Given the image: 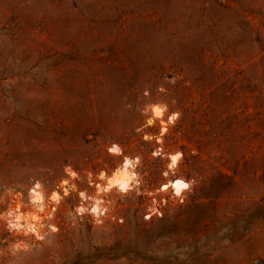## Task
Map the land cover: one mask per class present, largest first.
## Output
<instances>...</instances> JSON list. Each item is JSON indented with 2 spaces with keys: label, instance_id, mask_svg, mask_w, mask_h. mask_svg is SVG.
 <instances>
[{
  "label": "rangeland",
  "instance_id": "1",
  "mask_svg": "<svg viewBox=\"0 0 264 264\" xmlns=\"http://www.w3.org/2000/svg\"><path fill=\"white\" fill-rule=\"evenodd\" d=\"M173 115L191 190L146 221L168 164L151 138ZM113 146L141 187L110 195L102 225L59 202L44 240L0 216V264H264V0H0V214L67 172L110 175Z\"/></svg>",
  "mask_w": 264,
  "mask_h": 264
},
{
  "label": "built area",
  "instance_id": "2",
  "mask_svg": "<svg viewBox=\"0 0 264 264\" xmlns=\"http://www.w3.org/2000/svg\"><path fill=\"white\" fill-rule=\"evenodd\" d=\"M172 125H174V123H172L171 126ZM143 127L139 131L142 132V138L145 140V142H147L148 141L146 139L147 135L143 134L144 131ZM167 134H168V130L163 135L158 134L157 136L151 138L154 144V149L152 154L159 153L158 155H153V157L159 161L168 162V159L173 154L167 148V144H166ZM182 160L183 158L179 161L178 167L174 171H171L167 177L163 175L164 182L162 183V185L169 184V182L174 183L176 179H183L184 182L186 183L192 181L191 179L188 180L178 176V171L182 166ZM101 173L109 174L106 170H103L102 172H91L82 179H80L78 176L72 179V181H70V184H68V186L65 187L69 190L68 194L67 196H64V199L61 201L60 207L58 209L59 211H57L56 213H60V214L70 213L71 215L74 214L78 221L82 220L86 216H91L93 220L96 223H99L100 225L106 222V220L110 218L109 217L110 213L106 212V210H105L106 214H104L101 217L102 220L93 217L92 214L93 198L97 190H99L97 188V185L101 186L104 183V180L100 179ZM67 181L69 182V180ZM70 186H74L75 189L70 190ZM161 186L150 192L153 195H150V202H149L150 205L149 208L147 209V212L144 215V218L147 217L145 218L146 221H150L152 218L156 216L162 218L166 214V211L170 210L174 205L184 204L188 200V193L190 192L191 189L184 190L181 196H176L175 191L172 190L171 187H169L166 191H161L160 190ZM81 193H84V195L81 196L80 195ZM70 196L73 197L71 200H70ZM100 197L102 198V202H103L100 207L105 206V204L106 205L110 204L111 200L113 199L112 197L108 198V196L106 195H100ZM79 209H84V211H82V213H79L78 212ZM59 220H61V218ZM118 221L120 223H123L124 220L118 219Z\"/></svg>",
  "mask_w": 264,
  "mask_h": 264
},
{
  "label": "bare ground",
  "instance_id": "3",
  "mask_svg": "<svg viewBox=\"0 0 264 264\" xmlns=\"http://www.w3.org/2000/svg\"><path fill=\"white\" fill-rule=\"evenodd\" d=\"M159 109V108H158ZM163 115H162V111H161V109H160V115L158 116V115H156V112H155V109H153V111H152V114H151V117H150V119L147 121V123H146V126L143 128V129H146V128H150V127H152V126H154L155 124H156V120H158L159 118H161ZM177 118V115H173L171 118L169 117L165 122H159V126H160V133H159V135H163L167 130H169V128H170V125L174 122V119H176ZM149 121H151V123H149ZM113 147H116V148H118L119 149V151L118 152H112V151H110V154H112L113 156H115V157H120V156H123V160H122V162H121V164L110 174V175H108V174H105V173H103L104 174V177H105V179H104V183L100 186V188H99V190H97V192L95 193V195H94V198H93V206H92V208L93 207H97V209H98V211H96V212H93L92 211V214H93V217H95V218H98V219H101V217L104 215V214H106L105 213V210H106V212H108L109 213V208H108V205H106L105 204V206H102V207H100L101 206V204L103 203L102 202V198L100 197V195H106V196H110V195H112L113 193H115V194H119V195H128V194H130L131 192H134L136 189H138V188H140L141 187V185H142V182H141V179H140V175L138 174V163L140 162L138 159H131V158H128V157H124V155H123V151L119 148V147H117V146H113ZM175 154H177V153H175ZM175 154H172L171 156H170V158L168 159V164L169 163H171V157L173 156V155H175ZM127 158V160H129V161H135V160H138L139 162L136 164V166H135V168H133V169H131V171H134L136 174H137V176H136V179H137V181L139 182L137 185H135V186H130V188H129V190L128 191H126V192H122V191H120V189L118 188V186H113L112 188H110L107 192H105V191H102L101 189H103V188H105L106 186H107V180H108V178H110V177H112L113 176V174L118 170V169H120V168H122L123 167V165H124V162H125V159ZM183 158V155L180 153V158L178 159V161H177V163H176V166L173 168V169H169L168 168V164H167V167H166V172H168V173H170L171 171H174L177 167H178V163H179V161L181 160ZM68 173V176H69V182H67V183H64V182H62L51 194H50V196L49 197H47L46 196V194H45V192H44V189H43V187L41 186V185H39V184H36V185H34L31 189H29V191H28V201H27V206L26 207H23V206H25V204L24 205H22L21 206V200L19 199V197L18 196H16V197H14L13 198V200H11V206H10V209H16L17 208V205H19L20 207H19V213L20 214H22V215H36V216H38L39 217V220L38 221H31L32 223H34V224H39V225H43V227H39L38 228V231L37 232H35V233H29L28 235H33L34 237H35V239H37V240H44L45 239V236H46V233H47V231L48 230H46V228L48 227V229L51 231V232H56V231H58V230H56V231H52V228L54 227V226H52V225H50L49 224V220L51 219V218H53L54 216V212L57 210V208H58V204H59V202H61L63 199H64V196H67V195H65L64 193H65V191H67V193H68V189L67 188H65V187H67L68 186V184H70V181H72V179H74V178H76V176L75 177H73L69 172H67ZM37 186H39V188H37ZM170 187V186H169ZM168 187V188H169ZM75 188L73 187V186H70V190H74ZM187 189H191V184H189V188H187ZM187 189H183L182 191H181V195L183 194V192H184V190H187ZM34 190H38V191H40L41 192V194H42V196L44 197V199H43V202H42V205H43V208H44V211L43 212H40V211H38L37 210V206H35V205H33V203L31 202V192L32 191H34ZM172 190H174V189H172ZM60 191H61V193H60ZM175 191V190H174ZM53 193H56L57 194V196H58V199L57 200H52L51 199V197H52V194ZM180 195V196H181ZM97 200H99L101 203L99 204V205H97L96 204V201ZM23 208H25L26 209V211H24V209ZM10 209H8V210H10ZM7 210V211H8ZM78 212L79 213H82V211H80V209L78 210ZM7 213V212H6ZM6 213H5V215H6ZM102 220V219H101ZM4 223H5V225H6V228L8 229V225H7V222H6V220L4 219ZM21 223L23 224V221H21ZM56 228V227H55ZM57 229V228H56ZM9 230V229H8ZM10 231H12V232H19V233H22L23 234V232H20V231H17V230H10ZM43 237V239H39L38 237ZM17 250H19V249H17Z\"/></svg>",
  "mask_w": 264,
  "mask_h": 264
},
{
  "label": "clouds",
  "instance_id": "4",
  "mask_svg": "<svg viewBox=\"0 0 264 264\" xmlns=\"http://www.w3.org/2000/svg\"><path fill=\"white\" fill-rule=\"evenodd\" d=\"M155 112H156V115H158V116L160 115V109H155ZM149 123H151V121H149ZM146 139H148V137H146ZM110 151L118 152L119 149L116 147H113L112 149H110ZM158 154L159 153H153V155H158ZM179 158H180V153L173 155L171 157V163L168 164V168L173 169L176 166V163H177ZM138 162H139L138 160L129 161L126 158L123 167L118 169L113 174L112 177L108 178L107 186L101 190L107 192L113 186H118L120 191L126 192L129 190L130 186L137 185L139 183L136 179L137 174L134 171H131V169L135 168V166ZM70 174L73 177L76 176L75 172H71ZM163 175L165 177H167L169 175V173L164 172ZM100 179L101 180L105 179L103 173L100 174ZM64 183H67V181H65ZM190 183H191V181L186 183V182H184L183 179H176L174 183L169 182V184L162 185L160 190L166 191L168 189V187L170 186L172 189L175 190V195L180 196L181 191L183 189L189 188ZM37 188H39V186H37ZM97 188L99 189L100 185H97ZM64 194L67 195L68 194L67 191H65ZM80 195L83 196L84 193H81ZM148 195H153V194L148 193ZM43 199H44V197L42 196L40 191L34 190L31 192V202L33 203V205L37 206V210L40 212L44 211V208L42 205ZM51 199L57 200L58 199L57 194L53 193ZM100 203L101 202L99 200L96 201L97 205H99ZM19 207L20 206L17 205L16 209L8 210L6 215L0 214V216H2V218L6 220L9 230L14 229V230L23 232L24 235H28L29 233L37 232L39 227H43V225H39L38 223L34 224L31 222V221H38L39 220L38 216H36V215H22L19 213ZM80 211H84V209H80ZM92 211L93 212L98 211L97 207H93ZM145 218H147V217H145ZM21 221H23V224L21 223ZM56 230L57 229L55 227L52 228V231H56ZM38 238L43 239L42 236L38 237ZM9 247H10V250L13 251V253H14L17 249H21V248L26 249L27 245L24 243V241H17L15 243L11 244Z\"/></svg>",
  "mask_w": 264,
  "mask_h": 264
}]
</instances>
